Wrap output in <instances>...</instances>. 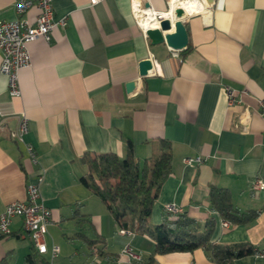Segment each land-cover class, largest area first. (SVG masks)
<instances>
[{
	"label": "crops",
	"instance_id": "0c3cea01",
	"mask_svg": "<svg viewBox=\"0 0 264 264\" xmlns=\"http://www.w3.org/2000/svg\"><path fill=\"white\" fill-rule=\"evenodd\" d=\"M142 1L167 9L168 0ZM16 2L0 0V21L17 17ZM132 4L54 0L55 20L66 18V24L58 23L50 41L29 43L32 64L19 72L21 96H11L0 72V212L25 199L28 182L38 175L52 211L48 251L37 252L22 217L15 216L11 235L0 238V263L28 264L32 253L35 264H214L202 248L153 255L151 239L132 229L133 236L121 233L124 227L82 182L89 171L86 152L123 158L131 142L140 163L171 149L172 170L154 202L152 224L165 219L170 202L201 222L214 215L213 242L248 244L235 264H264V189L251 188L254 178H264V0H214L202 12H187L182 19L189 43L181 50L152 44ZM36 14V8L28 12L31 20ZM145 58L159 64L139 78ZM130 81L135 86L128 90ZM226 85L237 90L239 102L228 103ZM22 112L37 164L15 136ZM187 156L202 161L188 165ZM212 186L230 190L238 209L258 216L224 225L210 205ZM128 243L136 257L122 251ZM53 244L60 246L56 256Z\"/></svg>",
	"mask_w": 264,
	"mask_h": 264
},
{
	"label": "trees",
	"instance_id": "16d2710c",
	"mask_svg": "<svg viewBox=\"0 0 264 264\" xmlns=\"http://www.w3.org/2000/svg\"><path fill=\"white\" fill-rule=\"evenodd\" d=\"M126 155L121 158L114 152L91 154L86 152L82 161L88 173L82 182L105 203L107 209L120 227L132 229L136 236L151 239L153 255L174 252L195 251L202 248L209 253L214 264H235L246 251L247 243L222 244L212 241L215 216L204 222L186 211H166L165 219L152 224L154 202L159 196L162 184L172 170V153L169 147L140 163L135 157L133 145L129 142ZM209 201L214 212L232 223H248L258 216L257 210L242 211L233 201L230 190L212 186ZM28 264H35L34 255H27ZM153 261V256L150 258ZM0 264H9L2 261ZM157 264V263H154Z\"/></svg>",
	"mask_w": 264,
	"mask_h": 264
},
{
	"label": "built area",
	"instance_id": "2783aa9c",
	"mask_svg": "<svg viewBox=\"0 0 264 264\" xmlns=\"http://www.w3.org/2000/svg\"><path fill=\"white\" fill-rule=\"evenodd\" d=\"M101 1L103 0H90L91 4ZM178 1H181V4H183V2H186L187 0ZM197 1L201 5L199 12L206 10L208 4H206L203 0ZM53 2L54 0H17V17L13 20L0 21V53L2 56L0 72L8 77V87L11 96L17 97L22 94L19 72L21 69L29 67L32 64L29 43L37 38H44L46 41H50L53 29L58 25V23L63 25L66 24V18L59 22L55 20ZM181 4L173 5L172 0H168L167 9L165 11H158L150 6L149 3L144 4L142 0H133L132 13L136 23L142 32L147 36L146 32L151 26H147L145 24L146 18H149V23L153 21L156 23V27H160V22L163 19L172 18V14L173 17L176 15L175 10L179 8V5ZM32 8L37 9V14L33 20H31L28 16V12ZM187 14L188 13L184 9L182 17ZM150 59L153 67L149 74H151L155 69V66L159 64L157 59ZM141 77L142 76L139 78ZM224 91L229 104H235L240 101L238 92L235 88L226 85L224 87ZM261 105L264 107V100L261 101ZM16 116L17 127L15 136L17 140L25 144L29 156L32 161L37 164L38 157L35 147L25 139V135L29 131V118L25 112L18 113ZM4 120L5 117H3L0 122H3ZM201 161L202 158L200 156H187L183 158V162L188 165H193ZM42 178V175H38L35 181L28 182L26 198L9 202L6 204L3 211L0 212V238L11 235L12 230L10 225L12 219L15 216H21L24 227L31 235L37 252L41 254L48 251V225L52 222V211L44 203L40 192ZM251 188L254 191L264 189V178H254ZM165 210L176 214L181 212L182 208L176 203L170 202L165 204ZM224 225L228 226L229 222L225 220ZM120 232L128 236L134 235V232L127 228H123ZM59 250V245H52L51 252L53 256H56ZM122 251L136 257L129 243L124 246Z\"/></svg>",
	"mask_w": 264,
	"mask_h": 264
},
{
	"label": "water",
	"instance_id": "95a60500",
	"mask_svg": "<svg viewBox=\"0 0 264 264\" xmlns=\"http://www.w3.org/2000/svg\"><path fill=\"white\" fill-rule=\"evenodd\" d=\"M206 4L212 3L214 0H203ZM175 16L173 18H165L160 22V27L148 28L146 34L151 39L152 44H159L166 42V44L174 50H181L187 47L189 43V36L186 26L183 22L182 16L184 9L179 7L175 10ZM174 27L173 32H167L164 34V30H168ZM152 61L150 58L141 60L139 64L140 76L144 77L150 73L152 69ZM135 86V82L130 81L127 83V89L131 90Z\"/></svg>",
	"mask_w": 264,
	"mask_h": 264
},
{
	"label": "bare ground",
	"instance_id": "6f19581e",
	"mask_svg": "<svg viewBox=\"0 0 264 264\" xmlns=\"http://www.w3.org/2000/svg\"><path fill=\"white\" fill-rule=\"evenodd\" d=\"M172 4L174 5L173 0H172ZM175 4H181V1L175 0ZM183 4L185 5V7L183 8L188 13L197 12L201 9V5L197 0H187L186 2H183ZM188 5H191V7H188ZM145 24L147 26L156 27L155 22L152 21L149 23V18H146Z\"/></svg>",
	"mask_w": 264,
	"mask_h": 264
},
{
	"label": "clouds",
	"instance_id": "9594fccd",
	"mask_svg": "<svg viewBox=\"0 0 264 264\" xmlns=\"http://www.w3.org/2000/svg\"><path fill=\"white\" fill-rule=\"evenodd\" d=\"M173 3L175 4V0H173ZM221 3L223 4L224 3V0H221ZM180 7H185V5L184 4H181V5H179ZM188 7H191V5H188Z\"/></svg>",
	"mask_w": 264,
	"mask_h": 264
}]
</instances>
